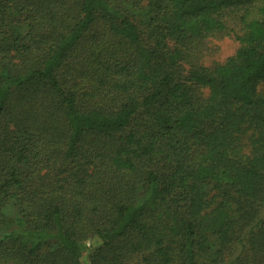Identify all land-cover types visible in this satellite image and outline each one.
<instances>
[{
	"label": "trees",
	"instance_id": "16d2710c",
	"mask_svg": "<svg viewBox=\"0 0 264 264\" xmlns=\"http://www.w3.org/2000/svg\"><path fill=\"white\" fill-rule=\"evenodd\" d=\"M0 264H264V0H0Z\"/></svg>",
	"mask_w": 264,
	"mask_h": 264
},
{
	"label": "rangeland",
	"instance_id": "374dc122",
	"mask_svg": "<svg viewBox=\"0 0 264 264\" xmlns=\"http://www.w3.org/2000/svg\"><path fill=\"white\" fill-rule=\"evenodd\" d=\"M214 45L217 46V49H213L212 53L205 56L204 63L205 65H213L216 62H224L228 57L232 56L238 47L237 42L234 38L225 37L222 39H217L213 41ZM205 96L208 94V91L204 89ZM83 257L85 261L87 259V254Z\"/></svg>",
	"mask_w": 264,
	"mask_h": 264
}]
</instances>
